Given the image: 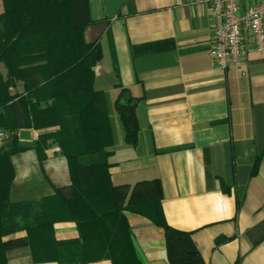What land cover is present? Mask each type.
Wrapping results in <instances>:
<instances>
[{
    "label": "crops",
    "instance_id": "1",
    "mask_svg": "<svg viewBox=\"0 0 264 264\" xmlns=\"http://www.w3.org/2000/svg\"><path fill=\"white\" fill-rule=\"evenodd\" d=\"M258 1L239 0L243 10ZM89 10L83 37L101 48L94 86L104 94L113 130L107 150L115 204L160 200L168 224L191 232L205 264H264V50L247 39L241 65L218 67L210 55L212 5L203 0H89ZM119 85L139 98L136 146L126 142L115 107ZM22 90L21 82L11 88ZM57 129L22 127L18 142L31 147ZM12 159V202L41 201L71 185L56 143L42 162L32 147ZM125 213L142 263L171 264L164 229ZM54 228L58 240L79 238L75 221L61 219ZM6 240L8 264H59L35 262L26 231Z\"/></svg>",
    "mask_w": 264,
    "mask_h": 264
},
{
    "label": "trees",
    "instance_id": "2",
    "mask_svg": "<svg viewBox=\"0 0 264 264\" xmlns=\"http://www.w3.org/2000/svg\"><path fill=\"white\" fill-rule=\"evenodd\" d=\"M0 14V129H48L33 146L41 160L51 142L65 155L71 185L41 201H11L15 179L13 156L28 150L14 137L0 148V264H8L11 242L6 237L27 232L35 262L87 264L109 259L113 264H143L125 213L150 218L165 231L171 264H205L191 232L168 224L160 200L127 208L115 204L110 173L113 130L104 94L94 86L99 43H86L92 23L89 0H2ZM6 68V75L1 65ZM21 82V92H11ZM115 107L125 140L136 146L139 98L119 85ZM256 160L253 172L256 171ZM75 221L79 238L55 236L58 220ZM227 239H218L217 243Z\"/></svg>",
    "mask_w": 264,
    "mask_h": 264
},
{
    "label": "built area",
    "instance_id": "3",
    "mask_svg": "<svg viewBox=\"0 0 264 264\" xmlns=\"http://www.w3.org/2000/svg\"><path fill=\"white\" fill-rule=\"evenodd\" d=\"M212 5L214 40L210 55L218 67L239 66L245 58L244 44L250 39L254 48L264 50V0L243 10L239 0H203ZM13 133L0 129V146Z\"/></svg>",
    "mask_w": 264,
    "mask_h": 264
},
{
    "label": "rangeland",
    "instance_id": "4",
    "mask_svg": "<svg viewBox=\"0 0 264 264\" xmlns=\"http://www.w3.org/2000/svg\"><path fill=\"white\" fill-rule=\"evenodd\" d=\"M2 67H5L3 64L1 65V70H2ZM19 130V129H18ZM18 130H16V131H9V130H7L8 132H10V133H13L12 134V137L9 139V140H7L5 143H3L1 146H0V148H2V147H8L9 146V144L11 143V141L13 140V138L14 137H17L18 138Z\"/></svg>",
    "mask_w": 264,
    "mask_h": 264
}]
</instances>
